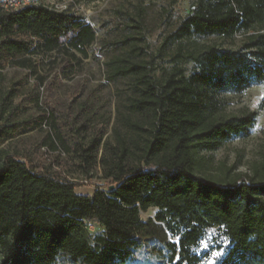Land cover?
Masks as SVG:
<instances>
[{
  "label": "trees",
  "instance_id": "trees-1",
  "mask_svg": "<svg viewBox=\"0 0 264 264\" xmlns=\"http://www.w3.org/2000/svg\"><path fill=\"white\" fill-rule=\"evenodd\" d=\"M9 1L0 0V81L8 66L36 77L49 110L15 119L21 81L0 98V264H57L62 257L73 264H126L151 242L164 247L163 264H201L196 249L213 228L227 242L218 264H264V161L250 175L235 169L217 175L207 156L256 124L257 112L229 115L225 96L264 83V0H196L164 42L166 50L176 46L159 76L139 58L133 41L142 38L108 45L107 80H130L122 106L127 115L109 138L101 130L70 147L55 131L43 143L71 153L85 176L100 166L108 188L92 196L77 194L61 175L38 172L8 146L55 116L52 88L90 57L97 32L77 14L35 2L6 7ZM237 36V49L192 42ZM44 60L52 70L41 76ZM190 63L195 69L188 74ZM87 107L81 104L80 113ZM152 208L155 217L143 221ZM85 221L101 231L91 232Z\"/></svg>",
  "mask_w": 264,
  "mask_h": 264
},
{
  "label": "rangeland",
  "instance_id": "rangeland-1",
  "mask_svg": "<svg viewBox=\"0 0 264 264\" xmlns=\"http://www.w3.org/2000/svg\"><path fill=\"white\" fill-rule=\"evenodd\" d=\"M195 1L29 0L82 16L96 30L99 41L90 51V57L82 61V65L74 74L68 79H59L52 88L49 102L56 110L55 116L42 129L15 138L8 146L9 150L38 172L49 170L52 174L61 175L73 182L79 195L92 196L97 189L107 190L109 182L102 178L100 166L89 176L81 174L77 168V161L71 153H66L62 148L52 151L43 144L47 134L59 132L70 147L74 142L88 143L101 130L107 132L106 137H111L118 119L120 122L122 114L127 115L122 106L129 93L130 80L116 85L107 80L108 45L115 47L116 42L128 37L142 38L143 41H133L141 49L137 52L139 58L149 62L159 76L164 68H170V54L176 46H170V49L166 50L164 42L189 15ZM192 42L198 46L219 45L237 49L242 44V38L237 36L234 41L214 37L194 38ZM130 51L131 49L128 50L129 53ZM46 62L48 60H44L39 69L41 76L49 74L52 70ZM185 68L190 74L195 66L190 63L185 65ZM20 81L23 83L18 86L20 91L13 105V107L18 106L15 119L27 120L43 115L49 110L45 90L37 88L36 77H30L28 73L18 68L8 66L2 71L0 98L13 83ZM37 97L39 102L36 101ZM225 100L226 112L229 115L257 112L258 118L248 136L234 138L217 152L207 154L211 159L209 172L218 175L221 171L235 169L236 174L250 175L253 164L264 161V83L255 85L241 94H228ZM84 102L88 104L87 114L80 113L81 104ZM84 124L86 130L78 134L77 130ZM127 135L130 140L134 139L133 133ZM156 213L157 209L152 208L142 213L141 219L147 221L149 218H154ZM100 231L97 229L91 232ZM205 245L208 247L205 248ZM226 245L227 242L220 229H209L196 249L198 254L204 256L201 264H213V262L218 264L225 254ZM159 250H164L159 243H148L136 251L134 259L126 264H163L165 260L159 255ZM221 250L222 255H213L214 252ZM57 264L73 263L62 257Z\"/></svg>",
  "mask_w": 264,
  "mask_h": 264
},
{
  "label": "built area",
  "instance_id": "built-area-1",
  "mask_svg": "<svg viewBox=\"0 0 264 264\" xmlns=\"http://www.w3.org/2000/svg\"><path fill=\"white\" fill-rule=\"evenodd\" d=\"M29 3H30L29 0H11V1L6 3V7H19L21 5H26ZM191 9L194 10L195 7H192ZM85 224L87 225V227L90 231L95 230V227L93 224L86 222V221H85Z\"/></svg>",
  "mask_w": 264,
  "mask_h": 264
},
{
  "label": "snow or ice",
  "instance_id": "snow-or-ice-1",
  "mask_svg": "<svg viewBox=\"0 0 264 264\" xmlns=\"http://www.w3.org/2000/svg\"><path fill=\"white\" fill-rule=\"evenodd\" d=\"M207 247H208V246L205 245V248H207ZM222 254H223L222 250L219 251V252H214V253H213V255H215V256H220V255H222ZM213 264H214V262H213Z\"/></svg>",
  "mask_w": 264,
  "mask_h": 264
},
{
  "label": "water",
  "instance_id": "water-1",
  "mask_svg": "<svg viewBox=\"0 0 264 264\" xmlns=\"http://www.w3.org/2000/svg\"><path fill=\"white\" fill-rule=\"evenodd\" d=\"M111 190L113 189V187L110 188Z\"/></svg>",
  "mask_w": 264,
  "mask_h": 264
}]
</instances>
